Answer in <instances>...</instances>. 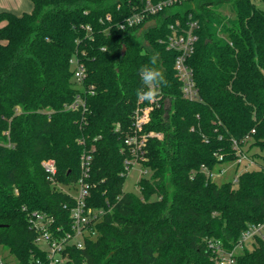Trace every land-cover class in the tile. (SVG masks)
<instances>
[{
  "label": "trees",
  "instance_id": "16d2710c",
  "mask_svg": "<svg viewBox=\"0 0 264 264\" xmlns=\"http://www.w3.org/2000/svg\"><path fill=\"white\" fill-rule=\"evenodd\" d=\"M31 1V12L0 11L4 263L9 256L15 264H47L31 217L40 213L54 219L53 229H70L75 203L61 187L78 182L81 157L90 153L87 205L102 214L97 236L83 249L68 248L67 264H217L218 250L231 252L249 226L264 221V161L241 172L236 186L207 174L237 160L234 142L256 148L264 160V11L254 0H230L228 16L220 3L194 0L146 29L121 30L139 0ZM189 15L199 24L189 59L195 100L183 97L176 53L160 43L168 24ZM153 52L168 84L144 132L162 138L146 142L142 167L149 175L135 194L124 191V161L131 159L125 139L136 109L150 104L136 90L139 69ZM73 59L86 67L82 85L73 78ZM77 99L79 107L70 108ZM49 160L57 168L53 179L43 168ZM252 246L236 264H264V241Z\"/></svg>",
  "mask_w": 264,
  "mask_h": 264
},
{
  "label": "built area",
  "instance_id": "2783aa9c",
  "mask_svg": "<svg viewBox=\"0 0 264 264\" xmlns=\"http://www.w3.org/2000/svg\"><path fill=\"white\" fill-rule=\"evenodd\" d=\"M194 0H139L140 6L137 10H134L130 15L124 18V20L118 24L121 30L127 28L144 27L155 24V18L161 15L163 12L168 11L169 15H173L171 10L174 7H181L185 4H189ZM118 10L120 5L117 7ZM135 9V7H134ZM181 13V12H180ZM111 14L106 15V19L111 21ZM170 33L166 38L160 40L162 45H165L166 49L176 53L174 62V70L178 81L181 84L182 95L187 100H195L198 98V91L194 81L193 69L189 65V59L195 52L196 43L198 41L197 30L199 29L198 21L192 19V15L188 16L186 21L181 18H176L170 24H168ZM88 31H91L90 27H87ZM105 50V49H103ZM74 66V80L82 85L86 78V67L78 59L72 60ZM89 92H93L94 87L88 88ZM82 102L77 99L70 108L76 109ZM158 103L157 101L151 102L146 106H139L134 113V131L125 139V146L131 151V159L124 161L125 172L128 176L133 165L140 164L142 167L143 151L146 146V142L149 137L162 138V135L151 133H145L144 127L151 120V112L153 106ZM234 150L237 155V163L246 161L248 165L255 164L249 155L241 149L240 146L234 142ZM91 154L84 153L81 157V172L82 177L78 182L68 187H61V190L67 193L74 200V205L70 210V229L68 231H62V228H54L55 224L53 218H49L43 214L35 213L31 217L32 227L38 233V245L44 243L46 249H42L47 254V264H67L70 260L67 253L68 248L75 247L77 249H83L85 246V240L90 238L94 239L97 234L94 228L95 222L99 219L102 212H97L87 205V199L89 197L90 185L84 181L88 176L91 163ZM43 168L50 178H54L57 174V168L53 161H44ZM142 174L148 176L149 172L142 167ZM212 178V173L207 172ZM66 188V189H64ZM264 241V221L262 223L249 226L241 235L239 242L231 252H224L218 250L217 264H236V251L238 249H244L248 243L251 245L257 240ZM0 264H5L2 256L0 255ZM41 264V263H37Z\"/></svg>",
  "mask_w": 264,
  "mask_h": 264
},
{
  "label": "rangeland",
  "instance_id": "374dc122",
  "mask_svg": "<svg viewBox=\"0 0 264 264\" xmlns=\"http://www.w3.org/2000/svg\"><path fill=\"white\" fill-rule=\"evenodd\" d=\"M214 4L216 3H220V12L223 15H230V6H231V1L230 0H213ZM15 0H0V8H2V6L4 4H14ZM256 6L258 8H260L261 10L264 11V3L261 2L260 0H254ZM28 5V9H30V11H32L33 9V3L31 0H22L21 3L18 2V4L14 7L17 10V13H23L26 12L28 9H26L25 5ZM187 4H185L184 6L181 7H174L172 8V12H181L183 13L184 10L186 9ZM248 146L244 147V151H246V153L250 156V158L254 161L255 164H251L248 165L246 163V161H242L240 164L237 163V161L235 162H229V163H223V164H218L216 165L213 170H212V180L214 182H216L217 184H223V183H233L234 186L237 185L236 179L238 177V175L246 170H255L259 168V163H263V159L259 156H257L258 150L256 148H251L249 149ZM258 163V164H257ZM143 176L142 174V167L141 165L135 164L133 165L131 171L129 172L127 179L125 181L124 184V191L126 192H132L135 194H139V189L137 186V182L139 181V179ZM66 189V188H64ZM153 199H156V197H153ZM39 246L41 247V249H46V246L44 243H39ZM252 245L251 243H248L246 245L247 249H252ZM243 250L238 249L236 251L237 255H239L240 253H242ZM2 256H6V253L1 254ZM5 261L7 262V264H15L13 258L7 256V258L5 259Z\"/></svg>",
  "mask_w": 264,
  "mask_h": 264
},
{
  "label": "clouds",
  "instance_id": "9594fccd",
  "mask_svg": "<svg viewBox=\"0 0 264 264\" xmlns=\"http://www.w3.org/2000/svg\"><path fill=\"white\" fill-rule=\"evenodd\" d=\"M158 63L159 53L153 52L149 57L148 63L140 67L139 77L141 86L136 90L138 99L148 101L149 103L157 101L161 96L162 88L167 86L168 82L165 74L158 67Z\"/></svg>",
  "mask_w": 264,
  "mask_h": 264
},
{
  "label": "crops",
  "instance_id": "0c3cea01",
  "mask_svg": "<svg viewBox=\"0 0 264 264\" xmlns=\"http://www.w3.org/2000/svg\"><path fill=\"white\" fill-rule=\"evenodd\" d=\"M14 1V0H13ZM21 1L22 0H15V2H14V4H4L3 6H2V8H0V11H3V10H7V11H10V12H12V13H14V14H17V15H21V14H23V13H25V12H23V13H17V10H16V8H14L17 4H18V2L19 3H21ZM24 1V0H23ZM25 5V4H24ZM25 7H26V9H28V5H25ZM26 12H31L30 11V9H28Z\"/></svg>",
  "mask_w": 264,
  "mask_h": 264
}]
</instances>
